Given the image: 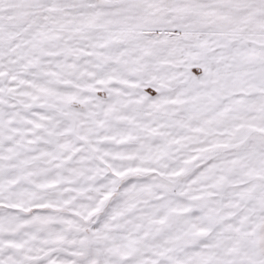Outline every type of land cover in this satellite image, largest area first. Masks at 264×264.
Segmentation results:
<instances>
[{"label":"snow or ice","instance_id":"1","mask_svg":"<svg viewBox=\"0 0 264 264\" xmlns=\"http://www.w3.org/2000/svg\"><path fill=\"white\" fill-rule=\"evenodd\" d=\"M0 264H264V0H0Z\"/></svg>","mask_w":264,"mask_h":264}]
</instances>
